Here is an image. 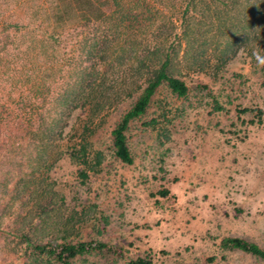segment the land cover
Instances as JSON below:
<instances>
[{"label":"rangeland","instance_id":"374dc122","mask_svg":"<svg viewBox=\"0 0 264 264\" xmlns=\"http://www.w3.org/2000/svg\"><path fill=\"white\" fill-rule=\"evenodd\" d=\"M142 1L140 29L134 20L117 27L113 16L104 25L74 21L57 30V60L64 67L54 69L56 81L67 80L73 67L94 65L106 82L97 96L113 99L94 119L91 142L103 153L100 166L86 168L81 179L83 166L64 153L70 147L65 139L61 155L58 147H48L44 159L52 164L43 167L25 124L0 130V264H55L30 253L23 231L34 241L101 240L123 252L91 253L72 264H128L144 257L150 264H264L250 253L220 247L224 237H241L264 249V85L261 65L248 50L261 53L263 45L241 46L213 72L192 70L183 41L175 37L174 74L188 93L177 97L166 84L159 87L147 114L130 125L134 161L125 164L113 153L109 131L135 94L117 102L115 97L144 79L136 51L159 46L166 32L180 36L179 0ZM53 2L0 0L1 38L15 23L23 25L21 33L53 30L47 17ZM97 38L103 42L95 47ZM242 108H260L261 122L252 112L238 113ZM150 119L153 126L143 124ZM86 121V110L73 109L62 122L66 137Z\"/></svg>","mask_w":264,"mask_h":264},{"label":"trees","instance_id":"16d2710c","mask_svg":"<svg viewBox=\"0 0 264 264\" xmlns=\"http://www.w3.org/2000/svg\"><path fill=\"white\" fill-rule=\"evenodd\" d=\"M130 1L133 2L131 6L128 3ZM53 3L52 12L47 15L48 25L53 30L44 29L41 33L33 29L21 33L23 25L15 23L12 33L2 38L0 36V130L8 125L25 124L26 133L37 147L41 166L47 165L48 168L52 163L44 159L46 150L48 147H58L61 155L60 142L66 139L65 145L70 147L64 153L71 161L83 166L79 176L85 179L87 170H90L86 168L100 166L103 161L102 151L92 147L91 137L96 126L94 119L111 106L113 99L105 94L100 98L97 96L100 84L104 82L106 85V82L94 72V65L73 67L67 80L62 79L60 83L56 81L54 69L63 70L64 67V63L57 60V30L74 21L81 24L93 21L104 25L113 16L112 23L117 27L134 20L140 29L143 22L140 19L144 17L141 10L145 3L142 0H54ZM178 3L180 36L166 32L168 35L165 33L164 42L159 46L152 50L144 47L136 51L137 72L144 75V79L136 82L135 87H124L123 92L115 97L118 98L117 102L135 94L109 131L113 153L125 164L130 165L134 161L128 141L130 125L147 114L159 87L166 84L177 97H184L188 93V85L174 74L172 40L175 37L183 41V57L190 60L189 67L192 70L210 68L218 72L236 56L241 46L248 48L253 42L263 45L261 54L264 55V0H179ZM133 8L136 9L134 13ZM156 36H159L157 32ZM105 39L108 40V36ZM102 42L101 38H97L95 47ZM248 50L254 59L251 47ZM99 58L106 62L102 54ZM260 70L264 85V66L261 65ZM75 108L86 110L88 121L78 134L72 138L70 135L66 137L62 122ZM237 112H252L256 121L261 122L260 108H242ZM155 121L150 119L143 124L153 126ZM70 140H73L72 145H67ZM159 194L166 196L168 190L162 189ZM20 236L31 254L37 258L47 257L55 264H72L76 257L91 253L123 255L120 247L101 240L69 241L62 238L60 241H34L24 231ZM220 247L239 249L264 261V249L241 237H224ZM128 264L150 262L144 257L131 260Z\"/></svg>","mask_w":264,"mask_h":264},{"label":"clouds","instance_id":"9594fccd","mask_svg":"<svg viewBox=\"0 0 264 264\" xmlns=\"http://www.w3.org/2000/svg\"><path fill=\"white\" fill-rule=\"evenodd\" d=\"M254 57L258 63V65L264 66V55H262L260 52L254 53Z\"/></svg>","mask_w":264,"mask_h":264}]
</instances>
